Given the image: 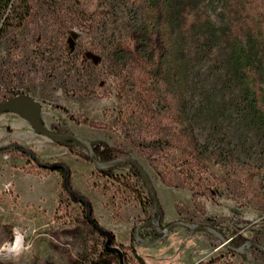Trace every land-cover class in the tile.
<instances>
[{
  "label": "rangeland",
  "instance_id": "obj_1",
  "mask_svg": "<svg viewBox=\"0 0 264 264\" xmlns=\"http://www.w3.org/2000/svg\"><path fill=\"white\" fill-rule=\"evenodd\" d=\"M83 1L88 8L81 26L63 20L64 11L48 12L33 26L37 38L31 40L29 25L18 30L12 43L0 40V103L30 95L41 104V122L49 129L102 142L135 159L154 186L162 225L183 221L208 226L231 245L245 240L264 246V127L247 107L251 86L243 72V62L263 55L259 44L233 36L221 0H187L180 22L164 24L165 77L152 86L134 85L132 78L142 81L145 72L118 51L138 36L142 14L131 0ZM258 3L264 12V0ZM66 44L79 59L77 70L65 63L71 52H64ZM70 74L72 81L66 79ZM145 88L153 92L146 96ZM191 136L207 149L194 152ZM15 143L45 164L61 162L69 169L65 156L86 160L88 154L36 134L15 113L0 115V264H94L106 238L84 223L81 205L63 189L54 212L19 201L13 181L31 193V179H19V169L27 174L52 171L38 168ZM92 177L110 216L125 221L109 229L98 224L115 235L117 245L126 246L122 251L128 264H141L136 255L144 264H264L259 250L243 256L211 234L183 227L154 248L136 246L132 232L153 211L143 182L128 165L108 176L95 168ZM17 235H23L27 251L9 257L4 250ZM144 235L152 240L148 231Z\"/></svg>",
  "mask_w": 264,
  "mask_h": 264
},
{
  "label": "trees",
  "instance_id": "obj_2",
  "mask_svg": "<svg viewBox=\"0 0 264 264\" xmlns=\"http://www.w3.org/2000/svg\"><path fill=\"white\" fill-rule=\"evenodd\" d=\"M185 1L187 0H131L132 6L142 14V18L138 20L136 24L137 32L139 34L138 36L134 37L131 42H126V44L123 46L120 45L119 47L121 48L118 53L120 54L122 52L126 56L130 57L131 63L139 64V66L142 68L141 70H144L145 72L144 77H146L143 78L142 81L138 79L135 81L134 78H132V84L135 85V83H143L145 86H152L165 77L166 66L164 64V60L167 56L168 48L162 40V31L165 27L164 24L167 23L173 25L174 22H180L179 16L183 12L182 8H184ZM221 1L223 2L222 10L226 11L233 30V34H235L233 36L237 39H240L241 41L243 39H253L259 44V50H261L263 54L260 59L250 62H247V60L243 62V72L248 75L249 85L251 86L249 92L251 98L247 97L249 100L246 102L248 104L247 107L249 106L248 109L254 113V116L258 118L264 127V12L260 11L258 6V2H262V0ZM87 8V4L84 3L83 0H0V40H6L12 43L19 36L18 30H24L25 28L29 27V25H31L32 40L34 37H36L35 33L33 32V26H35L38 22L41 23L44 21L46 17L45 13L48 12L60 14L64 11L65 19L63 20L70 18L74 21L73 25L81 26L82 21L85 19L84 16L87 15ZM62 17L63 16H60V18ZM65 49L66 50H64V52H69V50H72V46L70 44H66ZM31 53H34L33 50H31ZM113 53L116 55L118 54L117 47L114 48ZM66 54V57H64L66 65H69L72 70H77L79 59L76 57L75 51H71ZM74 76H76L75 73ZM74 76H71L70 74V76H68L66 79L68 81H72ZM143 90L145 91L146 96H149L151 92H153L151 91L152 88H145ZM92 125L99 128L107 127V125L102 123H92ZM161 141V139L157 140L156 146L160 147ZM189 143L192 145V150L194 152L199 153L200 149H207L206 146L198 141L195 136L190 137ZM73 147L74 146H70L69 149L71 150ZM94 150L97 157L101 161H110L113 159L126 157L123 150L105 145L102 142H99L98 145L95 146ZM84 158L92 162L89 154H86ZM123 165L130 166L133 174L140 179L139 172L135 167L129 164ZM117 167L118 166H115L111 169L98 172L108 176L111 175L112 170ZM43 169L48 171H57L61 173L64 178V170ZM162 179L165 181L167 180L164 176H162ZM169 183L175 186V184L170 180ZM62 189L68 195L70 200L80 204L64 187V179L62 183ZM80 205L82 207L84 223L89 226L92 232L98 233L97 230L87 221L86 207L83 204ZM150 216H148V219ZM92 217L96 221L93 214V209ZM162 217V212L157 215L160 226L165 228L169 224L162 225ZM145 231H148L152 235V240L153 238L156 239L157 237L161 236L160 234L153 232L152 228H146L142 233H140L142 239L145 237ZM134 233L135 228L132 232V243H134ZM101 236L104 237L103 235ZM245 242V240H236L233 242V245L236 247H241ZM111 246L119 247L121 250L126 248V246L116 244L114 234ZM131 248H133V246ZM136 258L141 262V264H144L138 255H136ZM123 259L124 264L129 263L128 254L126 252H123ZM114 262L120 264L119 255L106 249L104 244L102 249L98 252V256L94 264H112Z\"/></svg>",
  "mask_w": 264,
  "mask_h": 264
},
{
  "label": "water",
  "instance_id": "obj_3",
  "mask_svg": "<svg viewBox=\"0 0 264 264\" xmlns=\"http://www.w3.org/2000/svg\"><path fill=\"white\" fill-rule=\"evenodd\" d=\"M4 112H12L19 115L23 118L33 129V131L45 137H48L53 142L61 145V146H78L87 151L89 154L93 164L95 165L98 171H105L111 169L115 166L129 164L135 167L138 172L141 181L143 182L146 191L148 192L149 198L152 202L153 211L151 213L150 218L140 223L135 228L134 237V244L136 246H141L144 248H154L160 244V242L166 238L175 228L183 227L187 228L191 231L196 232H205L208 234L213 235L217 239H219L223 244L227 245L228 247H232L235 251L241 253L245 256V251H251L252 249H256L261 251L264 254V246L253 242V241H246L241 247L235 248L231 245V241L227 240L220 232L217 230L203 225L187 223L183 221H177L170 223L167 227L161 228L160 222L157 218V215L162 212V206L158 200L156 191L154 186L146 173L143 167L133 158L130 157H123L118 159H113L110 161H101L97 157L95 153V146L98 145L99 141H90L80 137L75 136L74 134L70 133H61L52 129H49L41 122V112L42 106L41 104L35 100L32 96L27 94L18 95L12 97L10 99L5 100L4 102L0 103V115ZM29 152V151H26ZM31 156L37 160V163L46 168V169H53V170H64V187L66 190L71 194V196L78 201L80 204H83L86 207V218L87 221L97 230L100 235H103L106 238L105 247L111 252H115L119 255L120 264H124L123 259V252L119 247L111 246V242L113 239V234L111 231L103 229L92 217V208L89 200L79 194H77L70 185V169L69 167L61 162H55L52 164H44L37 159L35 153L31 151ZM156 227V231L161 236L152 240L146 241L141 238L139 235V231L143 228H151Z\"/></svg>",
  "mask_w": 264,
  "mask_h": 264
},
{
  "label": "crops",
  "instance_id": "obj_4",
  "mask_svg": "<svg viewBox=\"0 0 264 264\" xmlns=\"http://www.w3.org/2000/svg\"><path fill=\"white\" fill-rule=\"evenodd\" d=\"M71 170V183L73 189L81 196L87 198L93 207V212L98 223L103 228L123 226L124 220H116L110 216L102 194L94 187L92 177L95 173V165L75 155L65 156ZM94 165V166H93ZM15 175L24 180L31 179V193L25 192L20 182L13 181V187L22 205H30L42 211L54 212L62 190L63 176L57 171L27 174L19 169ZM129 223V234L134 228L135 221ZM127 244V242H120Z\"/></svg>",
  "mask_w": 264,
  "mask_h": 264
},
{
  "label": "clouds",
  "instance_id": "obj_5",
  "mask_svg": "<svg viewBox=\"0 0 264 264\" xmlns=\"http://www.w3.org/2000/svg\"><path fill=\"white\" fill-rule=\"evenodd\" d=\"M30 247V246H29ZM24 251H27V248L24 245L23 235H17L15 241L10 245L4 252L9 257L20 256Z\"/></svg>",
  "mask_w": 264,
  "mask_h": 264
},
{
  "label": "flooded vegetation",
  "instance_id": "obj_6",
  "mask_svg": "<svg viewBox=\"0 0 264 264\" xmlns=\"http://www.w3.org/2000/svg\"><path fill=\"white\" fill-rule=\"evenodd\" d=\"M23 121L24 122H26L24 119H23ZM27 123V122H26ZM28 124V123H27ZM29 125V124H28ZM30 126V125H29ZM30 128H31V126H30ZM56 131V130H55ZM14 146H16L17 148H18V150H19V152L23 155V156H26L27 158H28V160H32V161H34V162H36V164H37V166H38V168H41V169H43L44 167H40V165L37 163V160L36 159H34L32 156H31V149H26V148H24V147H22V146H20V145H18V144H13ZM70 146H72V145H70ZM70 146H65V147H67V148H69ZM26 151H29V152H26ZM43 163V162H42ZM45 164V163H44ZM45 170V169H44ZM161 227V226H160ZM152 228V230H153V232H155V233H157V231H156V227H151ZM161 228H163V227H161ZM144 229H146V228H143V229H141L140 231H139V235H140V233H142L143 231H144ZM158 238V237H157ZM153 239H155V238H153ZM233 247H235V248H239V247H236V246H234V245H232ZM231 250H233V251H235L232 247H229Z\"/></svg>",
  "mask_w": 264,
  "mask_h": 264
}]
</instances>
